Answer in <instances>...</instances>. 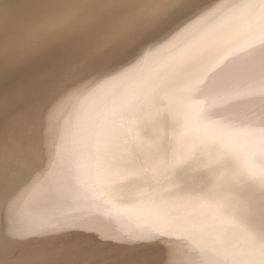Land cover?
Instances as JSON below:
<instances>
[{
    "label": "snow or ice",
    "instance_id": "snow-or-ice-1",
    "mask_svg": "<svg viewBox=\"0 0 264 264\" xmlns=\"http://www.w3.org/2000/svg\"><path fill=\"white\" fill-rule=\"evenodd\" d=\"M94 3L75 0L69 6L85 11ZM135 6L136 0H123L120 10ZM3 11L0 46L7 50L24 35L9 10ZM161 48L170 53L162 62L122 74L109 90L80 100V139L65 160L57 195L115 205L117 182L130 183L136 206L154 210L158 225L129 238L152 242L182 234L195 255L185 264H264V0H228L210 26L189 25ZM237 61L239 70H233ZM229 159L238 165L233 178L259 192L257 223L229 217L210 191L187 184L192 171ZM35 211L42 218L40 231L64 222ZM33 234L17 226L10 205L0 251Z\"/></svg>",
    "mask_w": 264,
    "mask_h": 264
},
{
    "label": "bare ground",
    "instance_id": "bare-ground-1",
    "mask_svg": "<svg viewBox=\"0 0 264 264\" xmlns=\"http://www.w3.org/2000/svg\"><path fill=\"white\" fill-rule=\"evenodd\" d=\"M74 2L0 0V17L6 7L24 35L7 50L0 46V235L9 227L10 205L21 230H36L12 242L24 247L16 255L0 251V264L37 259L47 264H185L195 255L182 234L152 242L129 238L158 225L154 210L136 206L133 184L117 182L115 205L98 199L64 201L57 190L65 160L80 139V100L109 90L122 74L147 71L165 60L170 53L162 45L189 25L210 26L213 13L228 0H136L126 11L120 10L123 0H95L85 11L69 6ZM202 17L207 19L198 25ZM240 64L230 67L239 70ZM237 166L229 159L211 170L200 167L186 181L197 191H210L229 217L257 223L259 192L233 178ZM37 208L53 222H64L40 231Z\"/></svg>",
    "mask_w": 264,
    "mask_h": 264
},
{
    "label": "water",
    "instance_id": "water-1",
    "mask_svg": "<svg viewBox=\"0 0 264 264\" xmlns=\"http://www.w3.org/2000/svg\"><path fill=\"white\" fill-rule=\"evenodd\" d=\"M1 209V208H0ZM1 212H2V210H0V215H1ZM1 217V216H0ZM1 236V235H0ZM32 243H28V244H26V246L25 247H27V246H30ZM20 248H24L22 245H13L12 243H11V245L9 246V249H8V253H9V255L11 254V255H16L17 253H18V249H20Z\"/></svg>",
    "mask_w": 264,
    "mask_h": 264
}]
</instances>
